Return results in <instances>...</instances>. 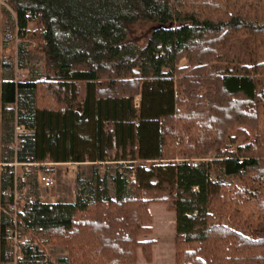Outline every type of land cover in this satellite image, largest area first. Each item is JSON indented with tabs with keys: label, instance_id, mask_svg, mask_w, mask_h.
Instances as JSON below:
<instances>
[{
	"label": "trees",
	"instance_id": "1",
	"mask_svg": "<svg viewBox=\"0 0 264 264\" xmlns=\"http://www.w3.org/2000/svg\"><path fill=\"white\" fill-rule=\"evenodd\" d=\"M6 2L46 75L0 82V264L15 230L23 264H150L153 203L175 212L174 264H264V0ZM15 160L119 168L112 186L77 176L71 202L27 177L14 214Z\"/></svg>",
	"mask_w": 264,
	"mask_h": 264
},
{
	"label": "rangeland",
	"instance_id": "2",
	"mask_svg": "<svg viewBox=\"0 0 264 264\" xmlns=\"http://www.w3.org/2000/svg\"><path fill=\"white\" fill-rule=\"evenodd\" d=\"M14 19L15 13L10 5L6 0H0V78L9 77L6 76L7 74L18 80H37L39 78H44L46 75L44 55L39 51L38 44L33 38L28 39L27 42L23 44L24 49H21V41L15 35ZM35 27L36 25L32 24L30 27L31 31H33ZM141 33L140 31L138 32V34ZM230 46L231 48L227 53L228 58L233 57L235 54H240L241 51H246L245 45L240 44L239 41H234ZM188 65L187 59L185 58L182 59L179 64L180 67H186ZM213 157L214 154L204 159L211 160ZM194 160L198 161L197 158H194ZM33 166H28L30 170L28 177L33 175L36 176L38 168L35 166V169ZM39 168L42 170L41 166ZM118 168V165L112 162L77 165L75 171L70 170L67 165H46L43 170L47 171L50 169L54 173L56 183L51 189L42 188L37 184L40 199L45 202L74 201L78 189L77 176H80L83 180H92L94 177L99 176L101 178V184L112 186V177ZM217 176L218 171L214 169L212 171V179L215 180ZM225 178L227 182L240 183L239 179L235 176H227ZM28 194H30V197L35 196L31 191ZM150 211L153 215V233L144 238L146 240L155 241L152 247V262L150 264H174L176 255L175 212L170 210L166 204L163 203L151 204ZM217 222L234 225L229 218L225 216H218ZM59 255L60 254H58V256ZM65 255H67V252H64L62 256ZM138 259L139 264H148L143 258L141 250L139 251ZM52 260L55 261L56 257H53ZM2 264H13V261L4 262Z\"/></svg>",
	"mask_w": 264,
	"mask_h": 264
},
{
	"label": "built area",
	"instance_id": "3",
	"mask_svg": "<svg viewBox=\"0 0 264 264\" xmlns=\"http://www.w3.org/2000/svg\"><path fill=\"white\" fill-rule=\"evenodd\" d=\"M137 100V104H138ZM15 132V149L17 150L19 146L25 141L26 135L30 132V130L25 127L24 125H21L16 122L14 127ZM12 166L14 167V175H15V185H14V201L15 204L9 206V210H11L14 214H16L17 211L20 210V208L17 205L18 199H20L23 195H26L28 193V186H23L22 188H19L20 182H25L27 180L28 175L30 174V170L28 166H32V163L29 162H18L17 160L13 161ZM45 166H51V164H44ZM37 166V172H36V179L37 184L45 189H51L55 186L56 178L54 177V173L49 169L47 171L41 170L39 168L41 164L37 163L35 164ZM67 166L70 168V170L75 171L77 168V163L70 162L67 163ZM82 179V178H81ZM27 239V237H19L17 231L15 230L14 233L11 236V246H12V261L13 264H23L24 259V253H23V242ZM44 264H49V261L45 258L43 260Z\"/></svg>",
	"mask_w": 264,
	"mask_h": 264
},
{
	"label": "crops",
	"instance_id": "4",
	"mask_svg": "<svg viewBox=\"0 0 264 264\" xmlns=\"http://www.w3.org/2000/svg\"><path fill=\"white\" fill-rule=\"evenodd\" d=\"M8 76V74L6 75ZM11 78V75L9 77H3V78H0V82H3V81H6V80H9ZM15 80H18L16 78H13ZM139 98L136 99V101L138 100ZM32 130H30L29 133H31ZM72 162V161H70ZM70 162H64V163H52V162H46V164H51V165H67V163H70ZM74 163H77V165H82V164H91L92 162H74ZM94 164V163H93ZM71 202V201H70ZM166 255V254H165Z\"/></svg>",
	"mask_w": 264,
	"mask_h": 264
}]
</instances>
